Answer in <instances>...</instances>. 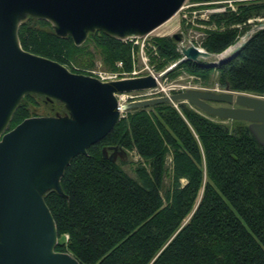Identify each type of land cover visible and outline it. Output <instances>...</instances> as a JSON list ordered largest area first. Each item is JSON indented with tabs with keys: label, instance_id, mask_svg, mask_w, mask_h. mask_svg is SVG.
<instances>
[{
	"label": "trees",
	"instance_id": "obj_1",
	"mask_svg": "<svg viewBox=\"0 0 264 264\" xmlns=\"http://www.w3.org/2000/svg\"><path fill=\"white\" fill-rule=\"evenodd\" d=\"M189 1L193 9L219 0ZM230 2L196 19L203 24L200 46L214 54L234 48L256 17H264V0ZM18 34L26 50L85 74L97 57L108 70H129L139 47L134 38L100 29L74 44L49 20L30 14ZM144 48L156 70L175 62L166 75L185 71L203 85L215 75L222 88L264 95V27L218 66L181 60L170 35H153ZM40 96L46 99L34 92L23 96L7 130L34 115ZM175 102L125 111L86 153L69 160L61 192L44 194L56 225V250L81 264H264V147L246 121L231 119L229 125L189 102ZM110 145L135 150V176L103 156L102 147Z\"/></svg>",
	"mask_w": 264,
	"mask_h": 264
},
{
	"label": "water",
	"instance_id": "obj_2",
	"mask_svg": "<svg viewBox=\"0 0 264 264\" xmlns=\"http://www.w3.org/2000/svg\"><path fill=\"white\" fill-rule=\"evenodd\" d=\"M184 0H0V264H81L68 251L55 249L57 230L44 194L61 192L59 179L69 160L104 137L124 111L168 101H187L208 115L239 119L264 147V95L228 88L186 87L169 94L118 104L115 92L156 85L147 74L109 81L74 72L57 60L23 48L18 30L27 15L49 20L57 34L74 44L100 29L116 38L143 36L173 16ZM225 56L205 62L218 66L233 57L251 33ZM180 43V32L170 34ZM181 60L208 58L214 53L194 44L179 45ZM225 50V49H224ZM223 50V51H224ZM28 92L62 101L69 115L30 116L12 129L8 125ZM112 151L108 153V150ZM115 160L126 151L102 147ZM44 188L47 190L43 191Z\"/></svg>",
	"mask_w": 264,
	"mask_h": 264
},
{
	"label": "rangeland",
	"instance_id": "obj_3",
	"mask_svg": "<svg viewBox=\"0 0 264 264\" xmlns=\"http://www.w3.org/2000/svg\"><path fill=\"white\" fill-rule=\"evenodd\" d=\"M223 1H228L229 4H231L230 0H219L217 1L218 5L214 7L191 9L192 7L191 5L195 3H192L189 0H184L179 10L169 19H167L165 22L160 24L158 27H156L155 29L147 33L146 35L133 37L134 39L138 40L139 47H138V52L136 54V57H134V62L132 63V67L129 70L120 69V68L117 70H113L115 71V73H117V75H115L116 79L127 78V77H137V76L151 74L156 77V82H158V84L152 87H147L143 89H134V90L115 92V94L121 95L122 93H124L123 97L127 100H130V99H140V98H146V97L162 95V94H169L173 91L184 89L186 87L210 88V89H215V90H223V88L220 87L214 81L215 75L212 76L211 82L206 85L199 83L198 81H196V79L192 75L186 73L185 71H179V72H175L172 75H169V74L166 75V71L172 66H174L175 62H172L171 64L166 66L165 69L156 70L153 67V65L149 64L148 55L146 53L147 50L143 47L144 56H146V58H144L143 51L140 48L141 42L143 41L144 43H146V39L150 38L153 35H170L173 32L181 33L182 44L184 45L194 44L198 47H201L200 40L203 34L201 27L203 26V24L200 22H197L196 19L205 18L207 17L208 13L212 11L222 10L224 8V4H222ZM260 21H264V17H261V16L256 17V22L252 24L251 28L253 27V25H255L256 23ZM188 22L189 24L191 23V25H188L187 24ZM250 29H248V31ZM248 31L245 32L246 35L243 39H245L248 36ZM242 35H240L238 39H240ZM177 45L179 44L177 43ZM177 49L179 50V46H177ZM232 49L233 48L229 49L227 52H225L224 54H220L219 56L222 57V56L229 54ZM216 58H217V54H213L212 56L208 58H199V61L209 62ZM100 70L107 71L108 69L102 65L99 58L97 57L95 60V66L93 68H89L87 70L88 73L86 74L89 75L90 73L98 72ZM45 98L48 100L44 99V97H41V96L39 97V99H41L40 103L33 108L34 115L32 116H36V115L37 116H49V115L56 116V115H64V114L69 115L70 114L68 108L65 106V104L62 101H59L58 99H55L52 97H47L46 95H45ZM171 102H173V104L177 106V103L175 101H171ZM184 102H187V101H184ZM223 121L225 123H228L229 125L232 124L231 119H223ZM115 159L121 164V166L127 173H129L131 176H135L133 168L138 162V160H140V157L135 152L134 149L126 151V154L123 158H121L117 154ZM168 184H169V179L166 177L164 179V186L162 188V193H164V190L168 187ZM45 190H47V188L43 189V191Z\"/></svg>",
	"mask_w": 264,
	"mask_h": 264
},
{
	"label": "built area",
	"instance_id": "obj_4",
	"mask_svg": "<svg viewBox=\"0 0 264 264\" xmlns=\"http://www.w3.org/2000/svg\"><path fill=\"white\" fill-rule=\"evenodd\" d=\"M129 39H132V38H129ZM134 41L135 42H138V40H136V39ZM178 44L179 45L182 44V41L180 43H178ZM179 45H177V46H179ZM143 47H144V42L142 41L141 42V46H140V48H141L142 51H143ZM143 57L146 58V56H144V51H143ZM121 65H122L121 64V61H118L117 62V66H121ZM105 70H103V71L100 70L98 72H93V73H90L89 75L96 76L97 78H99L102 81H109V80L116 79L115 75H117V73H115V71H113V70H107V71H105ZM156 84H158V82ZM123 95H124V93H122L121 95L115 94V96L117 98V102H118L119 105L122 104V103H124V102L130 101V100H134V99L127 100V99H125L123 97ZM119 109H120L121 115H123V113L125 111L123 109H121V108H119Z\"/></svg>",
	"mask_w": 264,
	"mask_h": 264
},
{
	"label": "flooded vegetation",
	"instance_id": "obj_5",
	"mask_svg": "<svg viewBox=\"0 0 264 264\" xmlns=\"http://www.w3.org/2000/svg\"><path fill=\"white\" fill-rule=\"evenodd\" d=\"M111 151H112V150H111V149H109V150H108V153H110Z\"/></svg>",
	"mask_w": 264,
	"mask_h": 264
},
{
	"label": "bare ground",
	"instance_id": "obj_6",
	"mask_svg": "<svg viewBox=\"0 0 264 264\" xmlns=\"http://www.w3.org/2000/svg\"><path fill=\"white\" fill-rule=\"evenodd\" d=\"M233 49H234V48H233ZM233 49H232V50H233ZM232 50H231V51H232ZM231 51H230V52H231Z\"/></svg>",
	"mask_w": 264,
	"mask_h": 264
}]
</instances>
